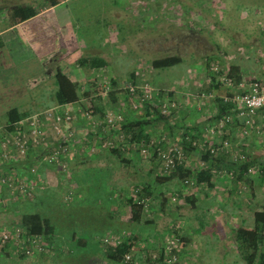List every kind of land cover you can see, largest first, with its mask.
Wrapping results in <instances>:
<instances>
[{"label": "rangeland", "instance_id": "rangeland-1", "mask_svg": "<svg viewBox=\"0 0 264 264\" xmlns=\"http://www.w3.org/2000/svg\"><path fill=\"white\" fill-rule=\"evenodd\" d=\"M30 1L33 2L36 0H0V28L5 27L8 21L5 10L6 7L15 3L28 4ZM73 1L77 2L78 0ZM84 1L86 0H83V2ZM181 1L183 0H180V2ZM190 1H194L197 4H202L207 3L210 0ZM250 1L264 4V0H220V2H222L226 7L225 9L227 15L233 13L231 16L228 15L229 31H234V29L240 28L239 30L246 33V38H243V41L248 42L249 45H251L249 49L254 56L255 53L261 56L259 64L261 66L262 64L264 65V40L260 34L261 28H264V8L261 9L260 12L254 11L253 18L243 16L241 12H247L248 10H252L254 8V4H251ZM132 2L134 1L131 0V7L133 8L134 6L132 5ZM181 3H184V1ZM67 6L71 10L70 13L67 14L69 25L66 27L71 30L70 27L74 26L76 31L75 34H78L77 40L79 39L80 42V40L83 39L82 37L86 30L91 31L92 28L96 29L95 27L86 25L85 23H87L90 19L98 18L99 20L100 17L94 16L93 14L92 18L89 16H87L88 18H85L84 14L81 12L83 16H80V26L79 23L75 24L76 21L74 18V13H76V8L74 4L69 2L67 3ZM233 7H235V9ZM183 9L184 7H180V10ZM242 22L243 27L241 25ZM170 27L172 28V26ZM123 37H125L124 33H122L116 44L121 43L120 39ZM3 39L13 41L14 36L13 34L8 33L3 36ZM26 40L25 44H27ZM230 40H234L232 46L229 44ZM239 40L240 39H236V36L233 37V35L230 33L225 36V39L222 40V43L224 46H227L226 51L230 52V55L224 58V62H226L225 64L223 61L220 62V64H223V66L229 64L228 61L230 62L232 59L231 55H236V47L237 44H239L237 41ZM133 44H136V41L131 39L127 40L123 44L125 45V48H122L123 51L121 53V58L116 59V68L119 71V74H116V77L118 78L116 81L117 86L128 83L127 80L129 79L130 81L134 80L136 83L147 82L152 84L155 88H158V90L163 89L165 93L164 97H168L167 93L170 90L172 91V89H165L162 88V86L169 83L173 84L176 82L173 80L176 77H179L180 79V75L177 73H181L180 70L182 69V66L175 64L169 67L157 68L154 70L151 67V60L153 58L140 59L132 57V55L136 53V51L133 50ZM83 45L84 42L81 41L80 46ZM117 49H119L118 45H112V50L109 48L110 51L107 52L110 54L113 50ZM8 51L10 50L7 49V47H4L2 50H0V139L8 131L6 111L11 106L16 105L19 110L29 113L28 115L43 112L46 109L54 107L53 105H50L53 100L52 93L54 90V82L52 83V81H54V71L52 70V66L47 65L48 61L40 60L39 63L42 65L37 66H23L20 65L19 62L15 61V65L9 66L11 62L9 61L10 55ZM17 51V54L22 56H27L29 53L27 49H20L19 47ZM155 56L157 57V53ZM162 56V54H159V57ZM220 64L214 65V67L216 68L220 66ZM67 66L70 67L71 64H68ZM130 67L131 69L133 67L134 78H131L128 71ZM248 69H251V67H248ZM68 70L71 72L72 69ZM121 70L122 72H120ZM187 74L190 75L188 72ZM255 75L256 73L254 76ZM254 76L253 79H258ZM102 78L104 81L107 80L111 82V80L107 77ZM191 78H193V75H190L187 78L184 77L183 80L190 79V81H192ZM260 81L264 82V80ZM93 87H95L94 93H99L98 87L96 85ZM96 97H98V94L94 95V98ZM106 100V97L98 99L100 103L104 104L106 103ZM98 101L96 103H98ZM118 103L119 110L122 112L123 117L128 111L134 115L140 112V107L136 110L130 109L128 101L121 96L118 99ZM111 107L112 106H105V110ZM87 108H90V113L92 116L95 115V117H97V115L94 113L95 107L90 103L85 104L84 107H74L76 113H79L80 117L75 118L74 115L70 121V124L68 125V128L73 129L74 131V139L69 142H67L68 140L66 141L69 146V153L64 156V160L68 165L66 171L61 170L64 177L67 178L66 181L63 182L62 186L64 195H62L61 191V194H58L57 192L59 191L55 187H51L49 192L44 189L41 192L39 191V194L43 193V195L46 196L47 193L50 195V197H41L44 200H42L38 206L46 210L51 216H54L56 213L60 212V208H58L59 200L62 209H69L71 211L72 214L70 217H65L63 215L61 216V214H59L57 215V218L54 219L56 225L55 227L64 228V230L61 231L62 236L67 233V227L72 226L78 229V227L81 225L84 227L81 228L82 231L80 232V236L82 238L88 239V236L93 234L96 242L99 241V243L102 245L105 239L114 240L119 236H121V239H124L125 237L122 236L123 233H125L124 235H129L131 233L134 245V247L131 248L132 258L136 257L139 259H144V264H151L150 260L152 259L155 261L157 260V264H164V259H159V256L162 255L161 253L163 252V245L168 242H171L174 246L176 245L175 249H173V252L176 254L177 261L174 264H247L236 247L232 230L237 226L252 227L254 223L253 212L255 210L261 209L262 205L264 204V181L261 179L262 173L260 168L248 174L252 180V185L243 183L241 184L240 188L234 191L230 190L232 184H228L226 187H221L222 185H220V188L216 189L217 187L215 188V185L218 182L217 180L214 181L213 187H211L213 188L212 192L214 195L211 193L208 198L202 199L198 202V206L193 208L190 206V202L184 201L182 197L184 195H190V188L194 184H187L188 190L184 192L180 191L179 195L176 190H178L180 187V181L173 179L161 184L155 182L153 177L154 174L152 173H154V171L155 173H161L160 166L158 165L159 163L153 161L154 164H152L153 162L151 157H149L150 159H146L139 152L137 154L134 151L135 146L132 147L130 151H126L124 154V157L129 159L128 162H122L119 159L120 157L111 153L109 156L107 154L101 155L103 156L104 160L106 158L104 162L110 166V170L104 169L102 166H100L101 164H99L97 162L98 160L94 157L96 154H102L103 151L109 150L110 147H100V141H103L107 134L102 128V123H92L89 121L87 116L85 117L83 111ZM263 113L264 111L259 114L262 118L264 117ZM77 121L81 125L80 129H77V126L75 125L77 124ZM47 123V130L45 132L47 137L45 141H43L42 145L32 148L24 158L19 157L17 159L11 158L2 160V164H12V167L9 169L7 168L6 171L1 172L0 174L10 176L13 184L10 187H0L1 227L11 228L15 223V208L12 203L13 199L18 196V187L16 186L17 182L15 179V163L21 164V161L25 162V159L28 158L30 154H42L44 149L50 148L49 143H53L56 141V139L60 138V134L53 130L51 121H48ZM173 123L174 127L171 126L170 129L162 121H158L156 123L154 122V124L151 126V136L156 138L162 135L171 142V140H173V136L171 134L172 129L174 128L175 130L177 128L175 121H173ZM254 127H256L255 123L252 127H246V131H243V134L247 135L249 130L255 129ZM261 128H263V130H260L261 132L259 133H256V131L252 132L255 137L250 136V134L246 136L250 139L249 147H252L254 151L255 149L259 150L257 153L251 151L252 156L258 157L257 159L262 157L261 153H263L264 150V119L261 121ZM119 130L123 131L120 127L115 132L117 133ZM84 137L86 138L84 139ZM75 142H78V144ZM87 145L88 147H86ZM243 145L246 144L243 143ZM91 147H93V149H91ZM238 152L241 153V151ZM71 156H76L77 158L75 157L76 159L74 158V160L69 162L68 159H70ZM38 159L40 160L41 164L56 166V164L44 160L41 156L38 157ZM100 161L102 162L103 160L101 159ZM145 161L148 163L146 168H148L151 164L154 166V168L156 167V169L149 171L144 168L143 164ZM71 162L73 164L75 163V165L70 167ZM29 171L32 174L35 173V175H37L35 167H31ZM108 171H110L111 175L115 174L116 178L109 177ZM223 176L222 178H227V174H223ZM109 178L111 181H113L109 182ZM74 179L75 181H78L79 184H76ZM142 182L153 183L155 190L159 186L158 189L160 191L158 193L160 194L157 196V199L158 203L164 199L163 210H157L156 208L154 212L150 211L147 218H152V222L148 223L143 221V223L140 224L133 221H123V223L112 229L109 224L113 223V219H107L106 217L108 212L111 211L108 208L111 206L112 198L116 197L119 201H122V197H124V195L127 194L129 190H131L132 186ZM31 185V183L27 184V186L25 185L24 190L26 191L20 192L23 197H27L28 194H31L34 191ZM75 185H78V187ZM41 188L42 187H39L38 190H41ZM180 190H182L181 187ZM113 191H115V194ZM98 197L103 198L104 202L100 203L97 201ZM166 198L167 202H165ZM64 200H67L68 204H66ZM120 204L122 205V203ZM178 204L186 208L185 212H187L186 214L188 215L186 219L172 220L171 218L164 216L167 214L166 211H170L173 205ZM167 206L168 208H166ZM118 209V211L122 210V208ZM5 212L8 213L6 218H4ZM189 218L190 222H187L186 220ZM179 220H181L183 223L178 224L177 222H179ZM107 222H109V224ZM188 225L192 228V231H187L185 227ZM172 226L174 228H172ZM222 228H225L226 231L222 230ZM194 230H196L197 234H199V238H197V236L193 237L191 234ZM203 231L206 232V235L204 236L202 235ZM184 234H189L191 237L190 242L182 237ZM135 235L137 237H135ZM176 242H179L181 245H177ZM71 246L72 245H69V247ZM80 248L83 247L75 245L73 252L76 250L78 251ZM84 251L85 250H83V252ZM133 255L135 256L133 257ZM0 264H55V258H53L52 253L46 248L42 250H36L32 254H23L21 249L17 248L16 245L12 243L8 245L0 244ZM253 264L258 263L255 262Z\"/></svg>", "mask_w": 264, "mask_h": 264}, {"label": "crops", "instance_id": "crops-1", "mask_svg": "<svg viewBox=\"0 0 264 264\" xmlns=\"http://www.w3.org/2000/svg\"><path fill=\"white\" fill-rule=\"evenodd\" d=\"M133 1V8L131 7V0H86L84 2L83 0H78L77 2H74L73 0H62L55 5H49L45 0H39V2L33 1V3L36 4L34 6L37 10V13L34 16L14 25L6 23L5 27L0 28V37L3 38V36L8 33L13 34L14 36L13 41L4 40V47H7V49L10 50L8 51L10 55L9 61L11 62L9 66L15 65V61L23 66H37L42 65L39 63L40 60H46L48 61L47 65L52 66L54 74L57 68L62 69L73 81L79 83L82 90L85 87H88L91 96L94 97L95 87L92 86L94 85V81H103L104 79L102 77H107L108 79H113L115 81L118 80L116 74H119V71L116 68V59L121 58V53L123 51L122 48H125V45L123 44L127 40L131 39L136 41V44H133V50L136 51V53L132 55L133 58H158L159 54H162V57L176 54L181 58V61L176 64L182 66V69L180 70L181 73L179 74L176 72L180 75V79L179 77H176L173 79L176 81L173 84L169 83L162 86V88L165 89H172L171 94L177 99L178 104L173 116L175 119H173V121H175L177 128L175 130L174 128L172 129L171 134L173 140L171 141L180 142L181 135L184 132L182 126H189V128L194 127L193 133L200 132L202 141L207 140L208 142L218 145L220 144L221 139L226 137L230 139L234 151L246 152L249 156H252L251 151L255 153L259 152L258 149H255L254 151L252 147H249L250 139L246 136L250 134V136L255 137L252 132L256 131V133H259L263 130V128H261V121L264 117H260L259 114L264 111V108L258 110L255 121L256 127H254V130H249L247 135H244L242 131L245 130L246 127H242L241 120L239 119L240 117L236 116H234L233 121L226 127V129L220 133L211 135L207 130L209 125L214 123L217 111L221 107L217 102V98L222 97L227 92L231 93L237 90L248 89L255 73L256 75L254 77L264 80V65H259L261 56L257 53H255L254 56L249 49L251 45H249L248 42L243 41V38H246V33L239 30L240 28L234 29V31H229L228 29V15L231 16L233 13L227 15L226 7L220 2V0H210L209 2L206 1L207 3L202 4H197L190 0H183L184 3H181L183 1L180 2V0ZM69 2H72L76 8V13H74L75 24L79 23L81 26L80 16H83L82 14H84L85 18H88L87 16L92 18L93 14L94 16L100 17L99 20L98 18L90 19L85 23L96 29L92 28L91 31L86 30L82 37L83 39L80 40V42H84L83 46H80L79 39L77 40L78 34H75L76 31L74 26L70 27L71 30L66 27L69 25L67 14H69L71 10L67 6V3ZM251 4H254V8L247 12H241L243 16L253 18L254 11L260 12L261 9L264 8V4L254 3V1H252ZM180 7H184V9L180 10ZM233 8L235 9V7ZM241 25L243 27V22ZM170 26H172V28ZM262 29L263 28L260 30V34ZM122 33H124L125 37L120 39L121 43L116 44ZM228 33L232 34L233 37L236 36V39H240V42L237 41L239 44H237L236 47V55H231L232 59L230 62L228 61L229 64L223 66L220 62H224V58L230 55V52L226 51L227 46H224L222 43V40L225 39V36H227ZM25 40L27 41V44H25ZM233 42L234 40H230L229 44L232 46ZM112 45H118L119 49L113 50L108 54L107 51H110L109 48L112 50ZM18 47L20 49H27L29 52L28 55H18ZM0 50H2V48ZM156 53L157 57L155 56ZM93 56L102 57L106 60L107 64L104 67L88 68L79 63L81 58ZM225 63L226 62H224V64ZM68 64H71V66L68 67ZM218 64H220V66L215 68L214 65ZM234 64L241 68L240 70L243 78L236 84L230 80L232 85H235V87L232 88L231 86L226 85L224 76H226L225 72L229 66ZM248 67H251V69H248ZM68 69H72L71 72H69ZM153 69L155 70L157 68ZM128 71L129 73H133V67L132 69L130 67ZM120 72H122V70ZM187 72L190 73V75H193V78H191L192 81H190V79L183 80L184 77L187 78L190 76ZM212 76H214L213 80ZM53 82L54 81H52V83ZM53 86L55 90L56 85L54 84ZM97 98L98 97L94 98V103L98 101L99 98ZM118 104V99H116V102L110 101L111 108L119 110ZM50 105L59 106L61 104H57L52 100ZM128 113L129 111L127 114ZM78 117H80V115L75 111V118ZM75 125L77 126V129H80L81 125L78 121ZM172 127H174V125H172ZM85 138L86 137H84V139ZM243 143L246 145H243ZM106 154L108 156L109 154L111 155L109 150H105L102 154H96L94 158L98 160L97 162L101 164L100 166L104 169L110 170V166L104 162L106 158L104 160L103 156H101ZM35 156L36 155L30 154L27 161H21V164L15 163V179L17 182L16 186L18 187V196L12 201L15 208L14 224H18L22 214L26 212H37L42 217L47 218L53 226L54 234L50 238V242H44L46 244L44 249L46 248L52 253L53 258H55V264H118L107 257L106 249L109 245H105L104 243L101 245L99 241L96 242L93 234H90L88 239H84L80 236V232L82 231L81 228H84L81 225L78 229L69 226L67 227V233H65L64 236L61 235V231H63L64 228L55 227L54 219H56L59 214H61V216L70 217L72 213L69 209H62L60 200L58 205L60 212L56 213L54 216H51L46 210L38 206L42 200H44L41 197H50L47 193L46 196L43 195V193L39 194V191L41 192L43 189L49 192L51 187H55L59 191L57 192L58 194L62 193V195H64L62 186L67 178L64 177L61 172L62 169L59 166L41 164L38 156ZM220 156L223 157H221V159H223L225 163L230 160L227 154L221 153ZM261 156L262 157L260 158L259 156V158L264 162V150L263 153H261ZM75 157L76 156H71L68 161L70 162L71 160H74ZM101 159L103 160L102 162L100 161ZM146 161L143 164L144 168L148 165ZM72 162L71 164L69 163L70 167L75 165V163L73 164ZM211 163L216 164V161L212 160ZM152 164H154V162ZM185 164L192 168L208 165V163L205 164L200 160L197 149L186 154ZM231 166H235L234 163L231 164ZM31 167L36 168L37 175H35V173L32 174L29 171ZM7 168H10L8 164L0 163V173L6 171ZM146 169L152 171L156 169V167L154 168V166L150 164ZM108 174L109 177L116 178L115 174L111 175L110 171H108ZM152 174H154L153 177L155 178V171ZM216 180L218 182L215 185V188L217 187L216 189H219L220 185H222L221 187H226V185L231 184V181L227 178H220L213 175L212 182ZM112 181L109 178V182ZM28 182L33 183L31 186L34 191L31 194H28L27 197H23L20 193L23 192L20 191V185L27 186V184H29ZM75 182L76 184H79L78 181ZM75 186L78 187V185ZM39 187H42L41 190H38ZM180 187L182 189L181 192L188 190V186L180 184ZM158 188L159 186L156 190L154 188V193L160 194L158 193L160 191ZM212 189L213 188H208L203 184L193 185L190 188V195L194 194L195 200L194 204L189 203L190 206L194 208L198 206L199 201L208 198L211 193L214 195ZM113 192L115 194V191ZM184 197L182 198L185 201ZM152 198V204L148 202L147 210H145L143 214V219H151L153 221L152 218H147L150 211L154 212L156 208L157 210H160V205L162 207H164V205L160 204L163 200L158 203L157 197ZM97 201L100 203L104 202L101 197H98ZM64 202L68 204L67 200H64ZM120 203H122V205ZM118 208H122V210L118 211ZM166 208H168V206ZM108 209L111 211L108 212L106 217L107 219L112 218L113 223H107L112 229L123 223V221L132 222L130 220L129 206L124 198L122 201H119L116 197H113L111 206ZM185 211L186 208L182 207L180 204L173 205L172 209L166 211L167 214L164 216L171 218L172 220L186 219L188 215ZM7 216L8 213L5 212L4 218ZM186 221L190 222V218ZM177 223L179 224L183 222L179 220ZM185 228L187 231H192V228L189 227V225ZM225 228H222V230L226 231ZM191 234L193 237L197 236V238H199V234H197L196 230ZM202 235H206V232L203 231ZM135 237L137 236L135 235ZM182 237L189 242L191 241L189 234H184ZM69 245L72 246L69 247ZM75 245L82 246L83 248L73 252ZM110 245L112 246V244ZM133 247L134 245L132 248ZM83 250L85 251L83 252ZM134 256L135 255H133V257ZM131 264H144V259L134 257L132 258Z\"/></svg>", "mask_w": 264, "mask_h": 264}, {"label": "trees", "instance_id": "trees-1", "mask_svg": "<svg viewBox=\"0 0 264 264\" xmlns=\"http://www.w3.org/2000/svg\"><path fill=\"white\" fill-rule=\"evenodd\" d=\"M45 1L49 5H55L62 0ZM36 2H39V0H36ZM34 5L36 4L30 1L28 2V4H13L6 7L5 10L8 18L7 23L9 25H14L20 21L34 16L37 13ZM261 36L264 40V28L262 29ZM4 46V39L0 37V49ZM180 61L181 58L178 55L170 54L165 57L153 58L151 60V67L165 68L175 65ZM79 63L88 68L104 67L107 64L106 60H104L102 57L97 56L81 58L79 60ZM240 69L241 68L235 64L230 65L225 72L226 76H224V80L229 79L232 80L235 84L239 83L243 78ZM130 76L131 78H134L133 73H130ZM213 79L214 76H212V80ZM254 80L260 81V79H253L251 81ZM111 81L112 86H117V82L115 80L112 79ZM127 81L136 83L134 80L130 81V79ZM54 84L56 85V89L53 91L52 97L57 104L67 103L72 105L73 108H79V106L84 107L85 104L90 103L95 107L94 113L97 115V117H102L105 111V106H111L110 101L116 102V99H119L120 96L126 99V93H123L124 91H116L113 89V91L109 92L105 104L100 102L98 104L96 102L94 103V97L91 96V92L88 87H85L82 90L81 86H79V83L73 81L71 77L60 68H57L55 71ZM171 93L172 91H169L167 93L168 97L170 99H175ZM164 94V90L159 89L157 93L154 94V96L141 103L139 113H136L135 115L131 113H126V115L124 114L125 118L121 125V128L125 134V141L120 145L110 147V153L120 157L119 159L122 162H128L129 159L124 157V154L126 151H130L132 149V146H127V144L135 143L138 145L139 143L142 144L143 142H148L152 137L151 126L154 124V122L156 123L158 121H162L167 127L171 129V126L173 125L172 118L174 116L177 105L169 112L161 113L159 105L163 100V97L165 96ZM227 94L230 95L231 93L227 92ZM98 98L102 99V96L98 95ZM175 100L177 102V99ZM217 100L221 107L217 111L215 120L221 118L224 115L233 114L231 109L232 107H230L231 105L229 103L225 102L222 97L217 98ZM28 114L29 113H27L26 111L19 110L16 105L8 108L6 111L8 124L7 129L12 130L14 127V123L19 119L28 116ZM182 128L184 129V132L181 135L180 142L178 141V144L184 150L185 156L190 151L197 149V151L199 152L200 160L205 164L208 163V165H202L200 167L192 168L186 165L185 162H180L167 173H162L161 170V173H156V177L154 178L155 182L161 184L176 179L180 181V184H183L185 186H187V184L193 183L194 185L203 184L206 187L210 188L213 187L214 183L212 182V177L213 175L217 174V171H225L226 173L232 171V176L226 177L231 181L232 184L230 190L234 191L240 188L241 184L243 183L252 185V180L248 176V167L250 165H257V167L260 168V171L262 173L261 179L262 181H264V162L260 159L249 156L246 152H241L245 154V159L240 163L232 159L226 152L221 151L219 153L217 152L216 154H213L207 147L208 143H205L204 146L199 145L202 140V137H200V132L193 133L194 127L189 128V126H182ZM69 141L70 140H68L67 142ZM192 141H195L196 144H192ZM57 142L58 141H54L53 144H56ZM62 143H66V141L64 140ZM134 151L138 154L139 150L137 146H135ZM221 153L227 154L229 156L230 160H228L227 163H225L224 160L221 159ZM37 156L40 157L41 153H37L35 157ZM27 160L28 158L26 159V161ZM151 160L152 162H158V165L161 167V160L155 153L151 156ZM212 160H215L216 164L211 163ZM233 163L235 166L232 167L231 164ZM9 166L12 167V164H9ZM185 180L188 181L185 182ZM180 191V189L177 191L179 195ZM158 195L159 194L154 193L153 183L142 182L132 186L131 190H129V192L125 194L124 197H122V199L124 198L127 205L129 206L130 220L140 224L143 223V221L148 223L152 222L151 219H143V214L145 210H147L148 202L152 204V197L155 198ZM184 196L183 197L185 198V201H189L190 203L194 204V194ZM165 202H167V198ZM161 204H164V201H162ZM160 209L163 210V207L161 205ZM253 219L254 223L250 228L244 226L235 227L232 230L233 239L240 255L247 264H253L255 262H257L258 264H264V204L262 205L261 209L255 210L253 212ZM15 225L22 227V230L20 231L21 239H23L21 242V247L25 246L28 243L26 238L35 236L38 237L39 243L42 244V247L44 249L46 245L45 243L50 242V238L54 234L53 226L50 224L49 220L42 217L37 212H26L22 214L20 221H18V224H13V226ZM172 228L174 227L172 226ZM124 234L125 233H123L122 236H124L125 238L121 239V236H119L121 240L119 239L115 245L111 246L108 242H103L105 245H109L106 249L107 257L113 262L119 263L123 259L124 254L127 252L129 253L132 250L131 248L133 246V239L131 237V233L129 235ZM8 244L10 243H5V245ZM161 258L162 255L159 256V259ZM150 262L151 264H157V260L155 261L152 259L150 260ZM164 264L169 263L164 262Z\"/></svg>", "mask_w": 264, "mask_h": 264}, {"label": "built area", "instance_id": "built-area-1", "mask_svg": "<svg viewBox=\"0 0 264 264\" xmlns=\"http://www.w3.org/2000/svg\"><path fill=\"white\" fill-rule=\"evenodd\" d=\"M226 85L231 86L232 88L235 85L230 82V80L225 79ZM99 84V85H98ZM94 85L98 87L99 93L103 98L108 96L110 91L120 90L126 93V99L130 105V109L136 110L141 106L143 101L154 96L157 93L158 88H155L150 83H132L128 82L120 86H112L111 82L107 80L103 81H94ZM92 85V86H94ZM94 94V95H95ZM223 100L229 103L232 107L233 114L224 115L221 118L217 119L212 125H209L208 132L211 135L220 133L226 129V127L233 121L234 116L240 117L242 127L247 128L252 127L256 121V114L258 110L264 108V82L254 80L249 84L248 89L246 90H237L231 92L230 95L225 93L222 96ZM177 105L175 99H170L169 97H163L159 108L161 113H167L172 110ZM90 108H87L83 111L85 117L89 119L92 123L99 122L102 123V128L106 132L107 136L103 141H100V147H112L120 145L125 141V134L123 131L118 128L121 127L124 117L120 110L115 108H109L104 111L102 117H95L91 115ZM75 115V109L70 104H61L59 106L51 107L46 109L43 112L33 113L24 118L19 119L14 123L12 130H8L7 133L0 139V163L2 160L11 159V158H24L32 148L39 147L45 141L47 135V122L51 121L53 130L60 134V138L56 139L58 141L56 144L49 143L50 148L44 149L41 157L48 162L54 163L59 166L62 170L67 169V162L64 160V156L69 153V146L66 143H62L64 140L72 141L73 138V129L68 128L70 121ZM264 115V113H263ZM96 118V119H95ZM98 119V120H97ZM62 126V127H61ZM242 131H246L242 130ZM78 144V142H75ZM196 144L195 141L191 142ZM205 143H208L207 147L209 151L213 154L217 152H226L230 155L232 159L236 162H242L245 159V154L234 151L231 146L229 138H222L220 144L216 145L207 140H201L199 145L204 146ZM127 146H137L139 153L144 158L151 157L154 153L161 160L160 170L162 173L169 172L176 164L180 162H186V156L184 150L178 144V142L168 141L164 136L160 135L158 137H151L148 142H143L142 144H130ZM126 146V147H127ZM88 147V145L86 146ZM93 149V147H91ZM258 169L257 165H250L248 167V172L251 173ZM215 172V171H214ZM217 173V174H216ZM216 176L222 177L223 174L227 176H232V171H217ZM188 180H185L187 182ZM12 181L10 176L5 174H0V187L1 186H12ZM21 184V183H19ZM33 184V183H31ZM21 191L24 190V186L20 185ZM22 227L15 225L11 228L1 227L0 226V244H5L9 242L10 244L20 247L21 252L24 254H32L36 250H42V244L39 243L38 237L32 236L26 238L28 243L25 246L21 247L20 231ZM119 238V237H118ZM118 238L114 240L105 239L104 242L109 244H116ZM29 239V240H28ZM120 239V238H119ZM178 241V240H176ZM112 242V243H111ZM177 245L179 242H176ZM176 246V245H175ZM175 246L170 242L166 243L162 247V258L165 263L174 264L177 261L176 254L173 252ZM132 254L127 252L124 254L123 259L118 264H131Z\"/></svg>", "mask_w": 264, "mask_h": 264}]
</instances>
